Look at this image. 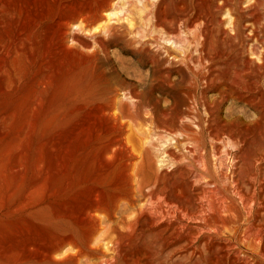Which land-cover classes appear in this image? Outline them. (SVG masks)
Segmentation results:
<instances>
[{
    "label": "rangeland",
    "instance_id": "374dc122",
    "mask_svg": "<svg viewBox=\"0 0 264 264\" xmlns=\"http://www.w3.org/2000/svg\"><path fill=\"white\" fill-rule=\"evenodd\" d=\"M12 1V10L0 15V264H53L51 260L56 264H264V112L259 109L264 106V0H182L188 6L190 21L176 23L175 34H171L179 48L171 52L175 62L171 67L164 57L158 58L161 71L169 69L173 84L147 88L139 84L140 77L151 69V63H145L143 56L153 53L156 44L161 43L159 39L165 37L152 10L163 1L183 3L181 0H111L91 28L79 22L71 24L59 51L52 48L54 43L46 44L44 35L40 42L33 24L15 11L21 0ZM77 1L65 0L66 10L77 9L82 3ZM112 23L123 24L131 33L119 35V30L123 31L120 28L118 33L111 31L118 39L114 44L115 39L108 38L109 32L102 31ZM99 31L105 34L93 38ZM101 40L105 49L96 44ZM200 41H205V50L212 45L215 50L230 52L239 62L238 69L245 67L247 72H254L249 82L256 79L257 83L256 87L241 85L243 97L249 99L253 93L259 99L254 105L242 100H226L221 105L220 118L236 119L238 124L229 122L218 140L207 135V115L201 106L196 107L197 112L191 109V113L181 115L177 124L173 116L158 119V114L170 109L174 101L185 109L183 104L191 102H184L185 94L196 82L199 94L202 85L194 73L204 71L206 66L197 62ZM142 43L150 49H142ZM213 95V91L207 92V97ZM121 134L127 140L126 146L120 145ZM200 189L206 191L211 207H215L216 199H221L228 201L230 210L221 214V223L208 227L209 240L193 239L183 249L170 245L174 253L169 256L170 250L161 251L159 239L147 232L144 212L153 200L151 206L157 205L160 196L174 201V206H170L179 209L192 191L201 199ZM153 190L162 194L148 199L147 194ZM202 199L197 203L202 201L205 207L207 200ZM245 204L252 205L249 208ZM90 205L100 209L91 215L94 219L85 215ZM136 208L142 210L141 216L136 217ZM101 209L109 211V218L103 216ZM96 217L103 224L95 228ZM112 224L119 229L113 249L104 239V228ZM191 228L194 225L189 222L180 236ZM238 232L244 235H237ZM226 242H239L235 247L240 252L226 254L219 249ZM193 251L195 256H188ZM256 252L258 256L263 254L261 258ZM180 256L186 259L180 260Z\"/></svg>",
    "mask_w": 264,
    "mask_h": 264
},
{
    "label": "bare ground",
    "instance_id": "6f19581e",
    "mask_svg": "<svg viewBox=\"0 0 264 264\" xmlns=\"http://www.w3.org/2000/svg\"><path fill=\"white\" fill-rule=\"evenodd\" d=\"M64 1L65 0H31V3H28L26 0H21L17 7H15V11L16 13L18 14V16H21L23 19H28L34 26V29L36 31V33L40 36V42H43V40L41 38H43V35L45 37H47V43L46 44H49L50 42L54 43L52 46V48H54V51H59L60 49V45L64 42V37L65 35L67 34V30L70 29V26L71 24L73 23H77L79 22L80 24H82L84 27H89L91 28L90 26L91 25H96V21L99 20L101 18V16L103 15V11L105 10V8L110 5L109 4V1L111 3V0H80L82 1V3H79L80 6L77 8V9H74L71 11H67L66 10V7L67 6H64ZM76 1V0H75ZM79 1V0H78ZM77 1V2H78ZM160 1V0H159ZM182 1V0H181ZM185 1V0H184ZM182 1L183 3H175L173 1H171L169 4L167 3H164L163 1V4L161 3L162 0H161V4H157V5H154V8L152 10V14L154 15V18L156 19V21H158L159 23V29H162L163 32H164V36L165 37H161L159 40L161 41V43H158L156 44V50L153 52V53H148L146 54L145 56H143L144 58V61L145 63L148 61L151 63V69L149 71V74H145V75H142L139 79V84H142L143 87H146L147 86H152L153 85H157V84H166V86H170L172 83V80L170 81L171 77H170V72H169V69H164L161 71L160 69V66H159V61H158V58L160 57H164L163 60L164 62L167 61V63H169V65L173 64L175 61H173V55H171V52L172 50H176L178 48V44L177 42L174 40V37H172L171 34H175L174 31H175V27H176V23H178L179 21H184L185 24L188 23L190 21L189 17H188V6L187 4ZM15 2V1H14ZM68 2V1H67ZM71 2V1H70ZM154 2V1H153ZM180 2V1H179ZM189 2V1H188ZM225 2V1H224ZM75 4V2L73 3ZM78 4V5H79ZM189 4V3H188ZM226 4V3H225ZM15 5V4H14ZM220 5V4H219ZM218 5V7H219ZM11 7H13V1L12 0H0V15L2 14H6L9 10H12ZM217 8V7H216ZM220 8V7H219ZM107 9V8H106ZM216 10V9H215ZM214 10V12H215ZM219 10V9H217ZM222 11V10H221ZM102 12V13H101ZM149 14V13H148ZM192 15H194L192 13ZM148 16V15H146ZM196 16V15H195ZM212 15H210L211 17ZM217 16V15H216ZM241 17V15H240ZM146 18V17H145ZM153 18V17H152ZM196 18V17H195ZM197 18H199L197 16ZM257 18V17H256ZM203 19V17H202ZM201 19V20H202ZM212 19V17H211ZM262 19V18H261ZM260 19V20H261ZM151 21H153L152 19H150ZM255 20V19H254ZM195 21V20H194ZM193 21V22H194ZM207 21V20H206ZM96 22V23H95ZM183 22V23H184ZM203 22V21H202ZM252 22H254L252 20ZM259 22H262V21H259ZM156 23V22H155ZM182 23V24H183ZM208 23V22H207ZM154 24V22L152 23V25ZM180 24V23H179ZM206 24V23H205ZM156 25V24H155ZM181 25V24H180ZM184 25V24H183ZM182 25V26H183ZM207 25V24H206ZM219 25V24H218ZM222 25V24H221ZM187 26V25H186ZM202 26V25H201ZM93 27V26H92ZM178 27V26H177ZM203 27V26H202ZM88 28V29H89ZM123 29V31L119 30V35H122L123 33H128L130 34L131 33V30H129L128 28H126L123 24L119 25V24H113L112 25H109L108 26H104L103 30H107L109 32V35H108V38L109 36L113 38V42L114 44H116V41L118 40L116 37V34L115 33H111V31L113 32V30H117V33H118V29ZM155 28V26H154ZM204 29V28H203ZM202 30V29H201ZM233 30V29H232ZM102 31H99L98 33H96L95 35L93 34V38L94 37H99L100 36V33H104ZM106 31V32H107ZM259 31V30H258ZM162 32V31H161ZM215 32V31H214ZM213 32V33H214ZM160 33V32H159ZM105 34V33H104ZM208 34V32H207ZM209 34H212V33H209ZM258 34V33H257ZM68 35V34H67ZM66 35V36H67ZM162 35V34H160ZM202 35V34H201ZM226 35V33H225ZM259 35V34H258ZM163 36V35H162ZM220 36V35H219ZM203 37V36H202ZM111 38V40H112ZM218 38V37H217ZM221 38V37H220ZM98 39V38H97ZM224 39V38H223ZM42 40V41H41ZM94 40V39H93ZM100 40V39H99ZM105 40V39H104ZM107 40V39H106ZM105 40V41H106ZM110 40V39H109ZM108 40V42H109ZM134 40V39H133ZM139 40V39H138ZM141 40V39H140ZM139 40V41H140ZM202 40V39H201ZM132 41V40H131ZM142 41V40H141ZM146 42H148L147 40H145ZM96 42V41H95ZM144 42V41H142ZM157 42V40H156ZM202 42V41H200ZM219 42V41H218ZM145 43V42H144ZM153 43V42H152ZM96 44H100V46L105 49V43L104 41H99V43H96ZM129 44V43H128ZM145 44H148V43H145ZM145 44H140L141 48L143 49V45ZM200 44V43H199ZM220 44V43H219ZM223 44V43H222ZM221 44V45H222ZM225 44V43H224ZM149 45H150V42H149ZM149 45H146V46H149ZM205 45V41H203L200 45V53L197 57V62L199 63H204L206 64V66L203 67L204 71H200V72H197V73H194L195 74V79H197L199 81V83L202 85V88L199 92V94H197V89H198V85H197V82L196 84L194 83L195 86H191V91L188 92L190 89L188 87V91L187 93L185 94L186 96V99L184 100V102L188 103V101L190 102L189 104H183L184 106H186L185 109H181V106H180V103L177 102V101H174L170 107V109L168 110H163L160 114L157 115V113H155L157 116H158V119L161 117V118H166V117H170V116H173V120H175V124L178 123L179 121V118L181 117V115L184 116V114H189L191 113V109H193L194 111H198L196 107H199L201 106L202 109H204L202 112H206L205 115H207V118L205 121V131L207 133L208 136H212V138L214 139H217L221 133L223 131H225L227 129V125H229V122L233 125H236L238 124V121L236 119H232V120H222L219 116V111H220V107L221 105L226 101V100H242V101H245L247 102L248 104H251V105H254L256 103L255 100H259L257 98V96L255 97L253 93H250V97L248 96L249 99H246L245 97L242 96V91H241V85H248V84H255L254 87H256V82L254 79L253 81L249 82V79L254 76V74L252 75V73L247 72V68L244 67L243 70L241 69H238L237 66H239V62L237 63L236 59L234 56H232V54L230 52H224L222 50H215L212 48V45L209 46V49L205 50L203 47ZM46 46H49V45H46ZM50 47V46H49ZM100 47V48H101ZM180 47V46H179ZM223 47V46H222ZM101 48V50H102ZM146 48V47H145ZM207 48V47H206ZM147 49V48H146ZM150 49V48H149ZM147 49V50H149ZM179 49V48H178ZM48 50V49H47ZM240 50V49H239ZM162 51V52H161ZM242 51V50H241ZM43 52V51H42ZM48 52V51H46ZM147 52V51H145ZM234 52V51H233ZM236 52V51H235ZM51 53V52H50ZM48 54V53H47ZM53 54V53H52ZM45 55V54H44ZM50 55V54H49ZM162 55V56H161ZM193 55V54H192ZM234 55V54H233ZM237 55V54H236ZM263 55V54H262ZM42 56V55H41ZM48 56V55H47ZM159 56V57H158ZM172 56V57H170ZM175 56V55H174ZM188 56V55H187ZM170 57V58H169ZM177 57V56H176ZM243 57V56H242ZM185 58V57H184ZM192 58V57H191ZM241 58V57H240ZM182 59V58H181ZM189 59H190V56H189ZM194 59V58H193ZM196 59V58H195ZM263 59V58H262ZM42 60V59H41ZM160 60V59H159ZM180 60V58H179ZM161 61V60H160ZM183 61V59H182ZM190 61V60H189ZM192 62V61H191ZM263 62V61H262ZM42 63V62H41ZM238 65H237V64ZM243 63V62H242ZM164 64V63H163ZM176 64V63H175ZM182 64V63H181ZM165 65V64H164ZM170 65V66H171ZM167 66V65H166ZM169 66V67H170ZM168 67V66H167ZM166 67V68H167ZM172 67V66H171ZM247 67V66H246ZM188 68V67H187ZM264 68V67H263ZM180 71L181 69L178 68ZM201 70V69H200ZM178 71V72H180ZM261 71H262V68H261ZM260 71V72H261ZM259 72V73H260ZM192 73V72H191ZM178 74V73H177ZM193 74V73H192ZM257 76L259 75L258 73H256ZM261 74V73H260ZM255 76V77H257ZM181 77V76H180ZM190 77V76H189ZM260 78V75L259 77ZM189 79V78H187ZM192 79V78H191ZM189 79V80H191ZM259 81V80H258ZM193 82V81H191ZM259 83V82H258ZM186 84V83H185ZM193 84V83H192ZM139 86V85H138ZM159 87V85H158ZM244 87V86H243ZM247 87V86H245ZM134 88V87H133ZM142 88V87H141ZM155 88V87H154ZM249 88V87H248ZM246 89V88H245ZM137 90V89H136ZM258 91V88L256 89ZM208 91H213L214 92V95L212 97H207V92ZM128 92V91H126ZM130 92V91H129ZM135 92V91H134ZM181 92V91H180ZM244 92V91H243ZM246 92H248V90L246 89ZM131 93V92H130ZM139 93V92H138ZM141 93V92H140ZM183 93V92H182ZM181 93V94H182ZM249 93V92H248ZM263 92H260L259 94H261ZM125 94V93H124ZM123 94V95H124ZM245 94V92H244ZM129 95V94H128ZM126 96V95H125ZM136 96V94H135ZM135 96H130L129 98L134 100L135 99ZM246 96V95H245ZM260 96V95H259ZM138 97V95L136 96V98ZM262 97V96H261ZM125 98V97H124ZM183 98V97H182ZM257 98V99H256ZM184 99V98H183ZM262 99L264 100V97H262ZM139 100V99H138ZM138 100H135L138 102ZM174 100V99H173ZM194 100V101H193ZM263 100L261 102H263ZM141 101V100H140ZM136 102V103H137ZM146 102V99L145 101ZM183 102V101H182ZM230 102V101H229ZM244 102V103H245ZM139 103V102H138ZM133 104V103H132ZM258 104V102H257ZM263 104V103H262ZM234 106V105H232ZM150 107V106H149ZM231 107V106H230ZM258 107V106H257ZM114 108V107H113ZM148 109V108H147ZM150 109V108H149ZM160 109V108H159ZM260 110H262L264 112V106H261L259 108ZM138 110V108H137ZM157 110V109H156ZM201 110V109H200ZM135 111V110H134ZM137 112V111H136ZM135 112V113H136ZM148 112H150L148 110ZM195 112V113H196ZM201 112V113H202ZM142 113V112H140ZM200 113V112H199ZM200 113V114H201ZM134 115V114H133ZM140 115V114H139ZM228 116V115H227ZM226 116V117H227ZM151 117V116H150ZM197 117V116H196ZM225 117V119H226ZM235 117V116H234ZM200 118V117H199ZM203 118V117H202ZM204 119V118H203ZM167 120V119H166ZM165 120V121H166ZM190 120V119H189ZM184 121V120H183ZM181 122V121H180ZM185 122V121H184ZM194 122V120H193ZM158 123V122H157ZM167 123V122H166ZM173 123V121H172ZM155 124V123H154ZM162 124V123H160ZM182 124V123H181ZM191 124V122H190ZM194 125V124H193ZM156 126V125H155ZM159 126V125H158ZM161 126V125H160ZM181 126V125H180ZM190 126V125H189ZM170 127V126H169ZM193 127V126H192ZM156 128V127H155ZM154 128V129H155ZM177 128V127H176ZM229 128V126H228ZM163 129V128H162ZM168 129V128H167ZM159 130V129H158ZM235 130V129H234ZM184 131V130H183ZM189 132V131H188ZM203 132V130H202ZM168 133V132H167ZM179 133V132H178ZM204 133V132H203ZM235 134V133H234ZM242 134V133H241ZM148 135V134H147ZM151 135V134H150ZM173 135V134H171ZM183 135V134H182ZM205 135V134H204ZM202 135V136H204ZM123 134H121L119 137H120V145H124L126 146V141H124L123 139ZM184 136V135H183ZM233 136V135H231ZM153 137V136H152ZM174 137V136H173ZM239 137V136H238ZM146 138V137H145ZM172 138V137H171ZM177 138V137H176ZM221 138V137H220ZM232 138V137H231ZM119 139V138H118ZM203 139V138H202ZM205 139V137H204ZM235 139V138H233ZM175 140V139H174ZM187 140V139H186ZM218 140V139H217ZM237 140V139H236ZM153 141V140H152ZM166 141V140H165ZM213 141V140H212ZM173 142V141H172ZM171 142V143H172ZM236 142V141H235ZM114 143V142H113ZM170 143V142H169ZM180 143V142H179ZM182 143V142H181ZM214 144V143H213ZM112 145V144H111ZM175 145V144H174ZM184 145V144H183ZM172 146V145H171ZM168 147V146H167ZM170 147V146H169ZM179 148V147H178ZM214 149V148H213ZM171 151V150H170ZM188 151V150H187ZM163 152V151H162ZM166 152V151H165ZM190 152V151H189ZM185 153V151H184ZM147 154V153H146ZM145 154V155H146ZM169 154V153H168ZM195 154V153H194ZM204 154V152H203ZM132 155V154H131ZM164 155V154H163ZM166 155V154H165ZM164 155V156H165ZM173 155V153H172ZM257 155V154H256ZM132 157H134L132 155ZM163 159H165L163 156H161ZM239 157V156H238ZM161 158V159H162ZM235 158V157H233ZM232 158V159H233ZM243 158V157H242ZM132 159V158H131ZM145 159V158H144ZM162 159V160H163ZM198 159V158H197ZM237 159V158H236ZM241 159V158H240ZM160 160V162L162 161ZM238 160V159H237ZM255 160V159H254ZM258 160V159H257ZM145 161V160H144ZM165 161V160H164ZM192 161V160H191ZM198 161V160H197ZM236 162V161H234ZM261 163V161H259ZM228 163V162H227ZM258 163V162H257ZM232 164V163H231ZM237 164V163H236ZM259 164V163H258ZM165 165V164H164ZM222 166V164H220ZM160 167V166H159ZM225 167V166H224ZM221 169V168H219ZM260 169V168H259ZM181 171V170H180ZM179 172V171H178ZM224 172V171H223ZM229 172V171H228ZM195 173V172H194ZM226 173V171H225ZM240 173V172H239ZM159 174V173H158ZM157 174V175H158ZM190 174V173H189ZM217 174V173H216ZM183 175V173H182ZM182 175H179V176H182ZM200 175V174H199ZM198 175V176H199ZM226 175V174H224ZM161 176V175H160ZM195 175L193 174V176L191 177L193 179ZM240 176V175H239ZM184 177V176H183ZM227 177V176H226ZM159 178V176H158ZM163 178V177H162ZM190 178V179H191ZM207 178V177H206ZM233 178V177H232ZM165 179V178H164ZM189 179V180H190ZM238 179V178H237ZM249 179V178H248ZM2 180V179H1ZM158 180V179H157ZM169 180V179H168ZM187 180V179H186ZM232 180V179H231ZM234 180V179H233ZM175 181V180H174ZM182 181V180H181ZM193 181V180H192ZM238 181V180H237ZM254 181V180H253ZM177 182V181H176ZM180 182V181H179ZM200 182V181H199ZM202 182V181H201ZM222 182V181H221ZM252 182V181H251ZM255 182V181H254ZM134 183V182H133ZM153 183V182H152ZM161 183V181H160ZM172 183V182H171ZM190 183V181H189ZM196 183V181L194 182ZM203 183V182H202ZM207 183V182H206ZM224 183V182H223ZM231 183V182H230ZM239 183V181H238ZM135 184V183H134ZM192 184V183H190ZM205 184V183H204ZM211 184V183H210ZM157 185V184H156ZM164 185V184H163ZM162 185V186H163ZM175 185V184H174ZM181 185V183H180ZM182 185H183V181H182ZM181 185V186H182ZM195 185V184H194ZM198 185V184H197ZM196 185V186H197ZM207 185V184H206ZM212 185V184H211ZM225 185V184H224ZM230 185V184H229ZM252 185V184H251ZM132 186V185H131ZM136 186H139L138 184L135 185ZM169 186V185H168ZM172 186V185H171ZM188 186V185H187ZM193 186V184H192ZM199 186V185H198ZM202 186V185H201ZM201 186H199L201 188ZM213 186V185H212ZM253 186V185H252ZM254 186H255V183H254ZM148 187V186H147ZM205 187V186H204ZM210 187V186H209ZM226 187V186H225ZM232 187V186H231ZM170 188V187H168ZM171 188H174V187H171ZM185 188V187H184ZM11 189V188H10ZM143 189V188H142ZM159 190L161 191H164L163 188H159ZM182 189V188H181ZM187 189V188H185ZM194 189V188H193ZM199 189V188H198ZM216 189V187H215ZM263 189V188H262ZM132 190V189H131ZM159 190H153V191H150L149 194H147V198H152L156 195H159L161 191ZM196 190V189H195ZM194 190V191H195ZM208 190V188H207ZM214 190V189H213ZM222 190V189H221ZM233 190V188L231 189ZM261 190V189H260ZM180 191V190H179ZM197 191V190H196ZM201 191V194L199 195V198H204L206 199V191L204 189H200ZM212 191V190H211ZM219 191V190H218ZM240 191V190H239ZM131 192V191H130ZM148 192V191H147ZM166 192V191H165ZM178 192V191H177ZM234 192V191H233ZM133 193H136L135 191ZM181 193V192H180ZM200 193V192H199ZM221 193V192H220ZM219 193V194H220ZM232 193V192H231ZM138 194V193H137ZM143 194V193H142ZM162 194V193H161ZM160 194V195H161ZM169 194V193H168ZM178 194V193H177ZM217 194V193H216ZM235 194V193H234ZM127 195V194H126ZM164 195V193H163ZM166 195V194H165ZM129 196V195H128ZM137 196V195H136ZM142 196V195H141ZM145 196V195H144ZM168 196V195H167ZM178 196V195H176ZM185 196V195H184ZM187 197H183L185 198L184 200V205H182L181 207H179V209H173L170 205L174 206L172 200H169L166 196H163V198L160 196L157 198V200L159 198L162 199V201L159 200V203L157 205H154V206H151L152 205V201L151 202V205H149V207L146 209V211L144 212V218H143V222L147 228V232H149L151 235L157 237L159 239V241L161 242L160 245H158V247H162L161 251L168 248V250H170L168 252L167 255H172L174 253V249H169L170 245H175L179 247L180 245V249H183V248H186V246L192 244V240L195 239H199L200 237L204 238L206 237L208 240L211 238L210 236V232L208 227L211 226V224H217V223H221L222 221V217H221V214L223 212H228L230 210V207L227 205V202L224 201V200H221V199H216V203L214 204L215 207H211V204L210 202L207 200L205 202V208L202 201L200 204H198L197 202L201 199H198V195L195 193V192H191L190 195L188 196V194L186 195ZM234 196V195H233ZM126 198V197H125ZM141 198V197H140ZM233 198V197H232ZM244 198V197H243ZM261 198V197H259ZM145 199V198H144ZM176 199V198H175ZM224 199V198H223ZM242 199V198H241ZM127 200V199H126ZM133 200V198H132ZM138 200V199H137ZM210 200V199H209ZM234 200V199H233ZM260 200V199H259ZM141 201V199H140ZM150 201V200H149ZM252 201V199L250 200ZM127 202V201H125ZM124 202V204H125ZM145 202V201H144ZM155 202V201H154ZM157 202V201H156ZM232 202V201H231ZM235 202V200H234ZM255 202V201H252V203ZM130 206L133 207V204L131 202V199H130ZM141 203V202H140ZM183 203V202H182ZM212 203V202H211ZM239 203V202H237ZM246 203V202H245ZM249 203V202H248ZM95 204V203H94ZM132 204V205H131ZM135 204V203H134ZM138 204V203H137ZM142 204V203H141ZM156 204V203H155ZM181 204V203H180ZM234 204V203H233ZM242 204V203H241ZM89 205V204H88ZM129 205V204H128ZM127 205V206H128ZM146 205V204H145ZM247 205V204H245ZM244 205V206H245ZM252 205V204H249L247 205L248 207ZM114 206V205H113ZM240 206V205H239ZM243 206V207H244ZM99 207V206H98ZM96 205H90L88 207V211L86 212V216L90 217L93 213H95L96 211H99L100 209L98 208ZM120 207V206H119ZM145 207V206H144ZM112 208V207H111ZM177 208H178V205H177ZM250 208V207H249ZM10 209V208H9ZM115 208H113V212L115 211L114 210ZM135 209V207L133 208ZM137 209V208H136ZM239 209V208H238ZM102 212L104 213L103 216L106 217V218H109V215H107V212H109L108 210L106 209H101ZM111 210V209H110ZM121 210V209H120ZM138 210V209H137ZM237 210V209H235ZM107 211V212H106ZM142 210H138L136 211L137 213L135 214L136 217L138 216H141L142 215ZM250 211V210H249ZM248 211V212H249ZM100 212V211H99ZM129 212V211H128ZM135 212V211H133ZM246 213V212H245ZM250 213V212H249ZM257 213V212H256ZM112 214V213H111ZM110 214V215H111ZM229 214V213H228ZM94 215V214H93ZM146 215V216H145ZM177 215V216H176ZM234 215V213H233ZM249 215V214H248ZM83 216V215H82ZM93 219L94 217L91 216ZM218 217V218H216ZM234 217V216H233ZM99 221L97 220V217L95 219V224L93 225L95 228L99 225H101L102 222H100V219L101 218H98ZM126 219V218H125ZM235 219V218H233ZM237 219V218H236ZM128 220V219H127ZM131 220V219H130ZM133 220V219H132ZM131 220V221H132ZM137 220V218H136ZM111 221V220H110ZM116 221V220H115ZM130 221V222H131ZM112 222V221H111ZM110 222V223H111ZM134 222V221H133ZM189 222H192L193 225H194V228L191 230H188L186 231L187 233H185L184 236H180V231H184V230H187V226L189 224ZM194 222H198V223H195ZM100 223V224H99ZM113 223V222H112ZM117 223V222H116ZM135 223V222H134ZM103 224V223H102ZM128 224V223H127ZM139 224V223H138ZM86 225V224H85ZM84 225V226H85ZM115 225V223H114ZM113 224L110 225V226H107V228H104L106 229L105 230V240L107 241L106 244H109L111 245V249H113V247L115 246L116 242L115 240L119 237H117L115 235L116 231H118L114 226ZM130 225V224H129ZM142 225V224H141ZM132 226V225H131ZM228 226V225H227ZM249 226V225H248ZM251 226V225H250ZM254 226V225H253ZM114 227V228H113ZM118 227V226H117ZM124 227V226H122ZM201 227V228H200ZM216 227V226H215ZM237 227V226H236ZM126 228V227H125ZM137 228V227H136ZM211 228V227H210ZM205 229V230H203ZM220 229V228H218ZM226 229V228H225ZM234 230V228H232ZM230 229V230H232ZM238 229V227H237ZM236 229V230H237ZM254 229V228H252ZM260 229V228H259ZM263 229V227H262ZM91 230V229H89ZM123 230V228H122ZM137 230V229H136ZM229 230V229H228ZM242 230V229H241ZM255 230V229H254ZM94 231V230H93ZM222 231V229H221ZM261 231V230H260ZM91 232V231H90ZM237 232V231H235ZM239 232H242V231H239ZM238 234L237 235H242L243 233L241 234ZM95 233V232H94ZM125 233V232H124ZM182 233V232H181ZM229 233V232H228ZM227 233V235H229ZM253 233V232H252ZM257 233V232H256ZM261 233V232H260ZM91 234V233H90ZM93 234V233H92ZM141 234V233H140ZM184 234V232H183ZM215 234V233H214ZM95 235V234H94ZM97 235V233H96ZM95 235V236H96ZM101 235V234H100ZM99 235V237H100ZM219 235V234H218ZM244 235V234H243ZM251 235H254V234H251ZM90 236V235H89ZM93 236V235H91ZM98 236V235H97ZM103 236V235H102ZM130 236V235H129ZM217 236V235H216ZM232 236V235H231ZM236 236V235H235ZM261 236H264V235H261ZM99 237H97L98 239H100ZM241 237V236H240ZM239 237V238H240ZM253 237V236H252ZM260 237V236H259ZM215 238V237H213ZM221 238H223V236H221ZM234 238V237H233ZM238 238V237H237ZM262 238V237H261ZM260 238V239H261ZM66 239V238H65ZM217 240V238H215ZM232 239V238H231ZM244 239V238H243ZM242 239V243L244 242ZM250 239V238H249ZM259 239V238H258ZM90 240V239H89ZM136 240V239H135ZM148 239H146L147 241ZM248 240V239H247ZM65 241V240H63ZM71 241V240H69ZM91 241V240H90ZM102 241V239L100 240ZM145 241V242H146ZM236 241V240H235ZM239 241V239H238ZM258 241V240H257ZM264 241V240H263ZM67 242V241H65ZM120 242V241H119ZM138 242V240H137ZM143 242V241H142ZM219 242V241H218ZM237 242V241H236ZM241 242V240L239 241ZM236 243V244H239ZM262 242V241H261ZM105 243V242H104ZM148 243V242H147ZM195 243V242H194ZM198 243V242H197ZM196 243V244H197ZM204 243V242H203ZM257 243V242H256ZM66 244V243H65ZM64 244V245H65ZM105 244V245H106ZM129 244V243H128ZM141 244V243H140ZM159 244V243H158ZM214 244V242H213ZM227 244V242H226ZM234 243V245H220L218 246L219 249L223 250V251H226V254H228L227 252H230V253H233V254H236L237 252H240L238 248L235 247L236 245ZM251 244H254L251 243ZM259 244V243H258ZM68 245V243H67ZM148 245V244H147ZM206 245V244H205ZM219 245V244H218ZM250 245V244H249ZM263 245V244H262ZM70 246V245H69ZM72 246V244H71ZM144 246V245H143ZM199 246V245H198ZM203 246V245H202ZM241 246V245H240ZM251 246V245H250ZM253 246V245H252ZM251 246V247H252ZM261 246V245H260ZM74 247V246H73ZM146 247V246H145ZM149 247V246H148ZM196 247V246H195ZM246 247V246H245ZM244 247V248H245ZM263 247V246H262ZM106 248V247H105ZM109 248V249H110ZM119 248V247H118ZM147 248V247H146ZM260 248V247H259ZM115 249V248H114ZM158 249V248H157ZM203 249V248H201ZM262 249V248H261ZM264 249V247H263ZM88 250V249H87ZM91 249L89 248V251ZM148 250V249H147ZM160 250V249H159ZM158 250V252H159ZM178 250V249H177ZM241 250V249H240ZM253 250V249H252ZM251 250V251H252ZM257 250V249H256ZM260 250V249H259ZM258 250V251H259ZM107 251L108 248H107ZM143 251H144V248H143ZM155 251V250H153ZM157 251V250H156ZM160 251V252H161ZM212 251V250H211ZM218 251V250H217ZM247 251V250H246ZM250 251V252H251ZM262 251V250H261ZM70 252V251H69ZM79 252V251H77ZM82 252V251H81ZM80 252V253H81ZM110 252V251H109ZM112 252V251H111ZM110 252V253H111ZM114 252V251H113ZM146 252V250H145ZM165 252V250H164ZM185 252V251H184ZM245 252V251H244ZM254 252V251H252ZM263 252V251H262ZM44 254L46 253L43 252ZM48 253V252H47ZM83 253V252H82ZM118 253V252H117ZM186 253V252H185ZM205 253V252H204ZM258 252L254 253L257 255ZM260 253V252H259ZM51 254V253H50ZM66 254V253H65ZM69 254V253H68ZM74 254V253H73ZM119 254V253H118ZM146 254V253H145ZM157 254V253H156ZM207 254V253H205ZM213 254V253H212ZM240 254V253H239ZM248 254V253H247ZM253 254V255H254ZM264 254V253H263ZM261 253V255H263ZM71 255V254H70ZM75 255V254H74ZM73 255V256H74ZM84 255V253L82 254ZM112 255V254H111ZM152 255V254H151ZM162 255V254H160ZM241 255V254H240ZM261 255H257L258 256V259ZM64 256V255H63ZM107 256V254H106ZM158 256V255H157ZM166 256V255H165ZM188 256H195V252L193 251L191 254H189ZM233 256V255H232ZM236 257V255H234ZM242 256V255H241ZM251 256V255H250ZM264 256V255H263ZM70 257V256H68ZM67 257V258H68ZM72 257V256H71ZM70 257V258H71ZM113 257V256H112ZM116 257V256H115ZM156 257V255H155ZM238 257V255H237ZM248 257V256H246ZM246 257H244L246 259ZM255 257V256H254ZM47 258V256H46ZM49 258V257H48ZM47 258V259H48ZM66 258V257H64ZM66 258V259H67ZM83 258V256H82ZM158 258V257H157ZM165 257H163L164 259ZM180 260H183V259H186L185 257L183 256H180L179 257ZM217 258V257H216ZM226 258H229L228 255H226ZM242 258V257H241ZM261 258V257H260ZM264 258V257H263ZM62 259V258H61ZM77 259H79L77 257ZM150 259V258H149ZM56 260V259H55ZM60 260V259H59ZM71 260V259H69ZM87 260V259H86ZM112 260V259H111ZM110 260V262H111ZM135 260H137L135 258ZM139 260V259H138ZM137 260V261H138ZM248 260V258L246 259ZM256 260V259H255ZM261 260V259H260ZM57 261V260H56ZM72 262H74L73 260H71ZM217 261V260H216ZM228 262V259L226 260ZM233 261H235L233 259ZM237 261H238V258H237ZM249 261V260H248ZM251 261V259H250ZM249 261V262H250ZM51 262L53 264H56V262H53L51 260ZM61 262V260L59 261ZM64 262V261H63ZM81 262V260H80ZM92 262V261H91ZM136 262V261H135ZM146 262V261H145ZM143 261V263H145ZM152 262V261H151ZM224 262V261H223ZM242 262V261H241ZM67 263V262H66ZM77 263V262H76ZM75 263V264H76ZM88 262H86L87 264ZM149 263V262H148ZM157 263V262H156ZM212 263V262H211ZM251 263V262H250ZM60 264V263H59ZM68 264V263H67ZM74 264V263H73ZM79 264V263H78ZM96 264V263H95ZM137 264V262H136ZM152 264V263H150ZM170 264H175L174 263H170ZM238 264V263H237Z\"/></svg>",
    "mask_w": 264,
    "mask_h": 264
}]
</instances>
